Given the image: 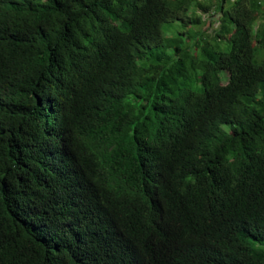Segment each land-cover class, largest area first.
<instances>
[{
  "label": "trees",
  "instance_id": "obj_1",
  "mask_svg": "<svg viewBox=\"0 0 264 264\" xmlns=\"http://www.w3.org/2000/svg\"><path fill=\"white\" fill-rule=\"evenodd\" d=\"M0 264H264L262 0H0Z\"/></svg>",
  "mask_w": 264,
  "mask_h": 264
},
{
  "label": "rangeland",
  "instance_id": "obj_2",
  "mask_svg": "<svg viewBox=\"0 0 264 264\" xmlns=\"http://www.w3.org/2000/svg\"><path fill=\"white\" fill-rule=\"evenodd\" d=\"M263 1V10H264V0ZM189 12L191 13V9L189 10ZM206 15L207 14H204L205 18H206ZM207 18H210V19H207L208 21H206V24L203 25L204 28L206 29V34H214L215 33V29L219 26L220 24V21L218 20L219 18V13H216L215 15H212V16H207ZM163 29L165 31V33L167 35H172L174 33H176L177 31H179L180 29H182V26L180 24L179 21H174V22H167V23H164L163 24ZM190 45L193 44V41L189 43ZM226 73L225 72H221V78H222V83H225L227 78H226Z\"/></svg>",
  "mask_w": 264,
  "mask_h": 264
},
{
  "label": "crops",
  "instance_id": "obj_3",
  "mask_svg": "<svg viewBox=\"0 0 264 264\" xmlns=\"http://www.w3.org/2000/svg\"><path fill=\"white\" fill-rule=\"evenodd\" d=\"M204 14H206V13H204ZM204 14H203V16H204ZM207 15H208V14H207ZM207 15H206V16H207ZM204 18H205V16H204Z\"/></svg>",
  "mask_w": 264,
  "mask_h": 264
}]
</instances>
